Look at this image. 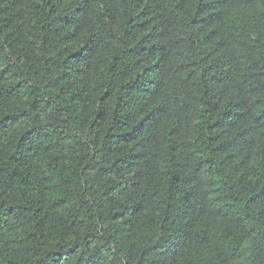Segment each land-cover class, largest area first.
<instances>
[{
    "label": "trees",
    "instance_id": "1",
    "mask_svg": "<svg viewBox=\"0 0 264 264\" xmlns=\"http://www.w3.org/2000/svg\"><path fill=\"white\" fill-rule=\"evenodd\" d=\"M0 264H264V0H0Z\"/></svg>",
    "mask_w": 264,
    "mask_h": 264
}]
</instances>
